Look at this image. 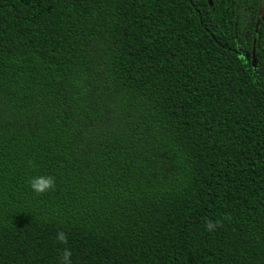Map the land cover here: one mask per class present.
Returning a JSON list of instances; mask_svg holds the SVG:
<instances>
[{
	"label": "trees",
	"instance_id": "obj_1",
	"mask_svg": "<svg viewBox=\"0 0 264 264\" xmlns=\"http://www.w3.org/2000/svg\"><path fill=\"white\" fill-rule=\"evenodd\" d=\"M65 249L264 264V0H0V264Z\"/></svg>",
	"mask_w": 264,
	"mask_h": 264
},
{
	"label": "clouds",
	"instance_id": "obj_2",
	"mask_svg": "<svg viewBox=\"0 0 264 264\" xmlns=\"http://www.w3.org/2000/svg\"><path fill=\"white\" fill-rule=\"evenodd\" d=\"M54 182H55L54 177H52L51 175H36L30 177L26 181L28 186L35 193H43L49 190L50 188L53 187ZM205 227L207 230L211 231L216 227V225L212 221H208L206 222ZM56 239L60 242H64L66 239L64 232L58 231L56 233ZM70 255L71 253L67 249H65L63 252L64 264H70L69 262Z\"/></svg>",
	"mask_w": 264,
	"mask_h": 264
},
{
	"label": "water",
	"instance_id": "obj_3",
	"mask_svg": "<svg viewBox=\"0 0 264 264\" xmlns=\"http://www.w3.org/2000/svg\"><path fill=\"white\" fill-rule=\"evenodd\" d=\"M209 1L212 4V0H209ZM261 13H262V5L260 6V9H259V14H261ZM259 20H260V18L257 19L256 26H255V32L256 33L258 31ZM255 49H256V39L253 40V48H252L253 56L255 55ZM253 58L255 59V57H253Z\"/></svg>",
	"mask_w": 264,
	"mask_h": 264
}]
</instances>
